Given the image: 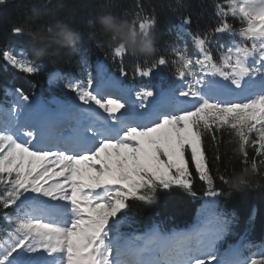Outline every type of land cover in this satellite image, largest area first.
Instances as JSON below:
<instances>
[{
    "label": "snow or ice",
    "instance_id": "obj_1",
    "mask_svg": "<svg viewBox=\"0 0 264 264\" xmlns=\"http://www.w3.org/2000/svg\"><path fill=\"white\" fill-rule=\"evenodd\" d=\"M130 24L150 33L155 17L137 14ZM191 24L189 15L179 22L174 59L160 56L135 68L140 77L163 81L160 70L171 64L175 83L137 90L121 79L123 67L116 76L97 63L95 74L86 66L80 77L62 81L74 96L49 101L19 87L6 94L11 99L0 102V222L6 225L0 264L217 261L214 254L201 258L204 253L186 259L188 237L154 230L132 239L120 231L130 200L151 203L158 190L173 186L195 195L190 164L207 183L206 195L220 194L206 136L218 143L217 133L227 130L246 162L251 147L264 164V0H214L211 24L195 31ZM24 31L11 27L13 35ZM112 51L115 58L127 52L123 46ZM0 58L28 75L41 70L10 47ZM257 167L252 159L251 170ZM227 224L221 221L213 242Z\"/></svg>",
    "mask_w": 264,
    "mask_h": 264
},
{
    "label": "trees",
    "instance_id": "obj_2",
    "mask_svg": "<svg viewBox=\"0 0 264 264\" xmlns=\"http://www.w3.org/2000/svg\"><path fill=\"white\" fill-rule=\"evenodd\" d=\"M61 2L64 6L59 10L55 7L57 0H6L5 3L0 4V53L8 47L24 46L30 57L46 65L53 64L47 55L40 58L36 57L37 44L33 38V30L39 25H44L50 30L51 23L60 20L79 32L80 40L77 44V52L71 59L62 60L55 64L62 68H70L76 76H81L85 67L91 66L94 57V43L99 44L100 49L110 48L106 43L108 38L95 24L98 15L103 12H111L129 24L136 18L137 14L154 16L155 24L150 31L154 47L151 55L132 54L128 51L122 58H115L111 55V59L116 60L117 63L121 62L119 68L125 65L124 70L131 75L137 65L147 67L160 56H165L169 60L174 59L171 49L178 42H181L176 32L179 31L177 23L183 16H191L190 28L192 31L198 27L203 28L205 24H211L214 16V0H180L182 7L177 6V0H61ZM32 3H38L44 12L38 22L30 19L29 6ZM12 26H21L25 31L21 35H13L11 33ZM90 33L93 35L90 36ZM224 38L227 39V37ZM188 42L190 45V40ZM128 64L132 67L129 68ZM103 66L108 67L107 62H103ZM173 71L174 68L171 64L166 69L162 66L160 72L163 81H161L160 76L153 75L148 77L145 82L151 86L163 82L167 86L175 80ZM20 79L19 73L2 69L0 58V90L8 80L16 84ZM217 137L218 143L213 142L210 136H206L204 139L213 184L223 200L221 207L229 215L232 211L236 213L237 226L240 227H243L244 224L247 225L248 219L252 220L254 214L253 229L251 228L250 234L254 229L256 233L251 236V239L263 240L264 164L260 163L261 158L256 156L251 147L248 148L249 156L246 162L244 156L238 152L237 144L227 130L217 133ZM186 155L190 156V153ZM217 156H219L218 160ZM252 159L256 160L258 166L255 172L251 170ZM190 170L194 179L197 174L191 164ZM221 177L224 179L221 180ZM240 178L245 179L246 183H238ZM193 183L195 192L201 191L205 185L198 179H195ZM182 190L173 188L168 192L160 191L150 205L135 199L130 200L129 207L124 213V224L141 225L153 218H164L177 224H184L196 216L210 215V209L197 207V202L193 203L186 194L182 193ZM212 207L223 210L219 206L213 205ZM5 228L6 225L0 222V238H3ZM253 259H264V255ZM250 261L247 264H250Z\"/></svg>",
    "mask_w": 264,
    "mask_h": 264
},
{
    "label": "clouds",
    "instance_id": "obj_3",
    "mask_svg": "<svg viewBox=\"0 0 264 264\" xmlns=\"http://www.w3.org/2000/svg\"><path fill=\"white\" fill-rule=\"evenodd\" d=\"M6 0H0V4ZM63 3L57 0L56 9H62ZM30 19L38 22L44 15L38 3L29 6ZM91 23V21H90ZM98 29L108 38L106 43L110 48L123 46L132 54L142 53L151 55L154 51L150 33L135 30L131 24L114 16L111 12H103L95 19ZM93 35L90 33V36ZM33 38L37 44L35 55L37 58L49 56L50 62L55 64L62 60H69L77 52L80 33L63 21L51 23L50 30L39 25L33 30Z\"/></svg>",
    "mask_w": 264,
    "mask_h": 264
},
{
    "label": "rangeland",
    "instance_id": "obj_4",
    "mask_svg": "<svg viewBox=\"0 0 264 264\" xmlns=\"http://www.w3.org/2000/svg\"><path fill=\"white\" fill-rule=\"evenodd\" d=\"M211 264H215V263H211Z\"/></svg>",
    "mask_w": 264,
    "mask_h": 264
}]
</instances>
